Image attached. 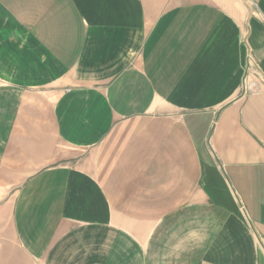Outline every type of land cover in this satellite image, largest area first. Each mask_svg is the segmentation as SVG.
I'll use <instances>...</instances> for the list:
<instances>
[{"label": "crops", "instance_id": "0c3cea01", "mask_svg": "<svg viewBox=\"0 0 264 264\" xmlns=\"http://www.w3.org/2000/svg\"><path fill=\"white\" fill-rule=\"evenodd\" d=\"M0 264H264V0H0Z\"/></svg>", "mask_w": 264, "mask_h": 264}, {"label": "built area", "instance_id": "2783aa9c", "mask_svg": "<svg viewBox=\"0 0 264 264\" xmlns=\"http://www.w3.org/2000/svg\"><path fill=\"white\" fill-rule=\"evenodd\" d=\"M253 87H251V90H252ZM248 89L250 90V86H248ZM255 90V89H254Z\"/></svg>", "mask_w": 264, "mask_h": 264}]
</instances>
